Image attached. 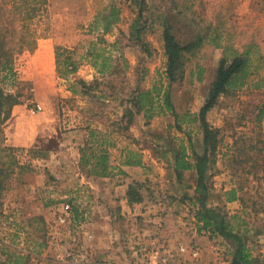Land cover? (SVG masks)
Segmentation results:
<instances>
[{"label": "rangeland", "instance_id": "obj_1", "mask_svg": "<svg viewBox=\"0 0 264 264\" xmlns=\"http://www.w3.org/2000/svg\"><path fill=\"white\" fill-rule=\"evenodd\" d=\"M138 9L136 0H47L36 42L13 46L16 80L0 81L19 101L0 124V264H154L151 252L189 243L202 257L198 235L205 255L227 262L229 241L198 230L194 172L176 175L173 163L179 146L201 152L198 111L219 60L245 50L248 76L206 115L217 131L207 205L242 217L238 231L264 264V0H146L148 51L131 33ZM164 22L180 43L202 39L176 82L165 73ZM35 103L43 110L32 115ZM129 159L140 161L127 185L139 201L123 209L115 187ZM231 189L238 200H226Z\"/></svg>", "mask_w": 264, "mask_h": 264}, {"label": "trees", "instance_id": "obj_2", "mask_svg": "<svg viewBox=\"0 0 264 264\" xmlns=\"http://www.w3.org/2000/svg\"><path fill=\"white\" fill-rule=\"evenodd\" d=\"M136 1L139 9L137 17L131 25V33L137 43L148 51L147 43L141 38V32L145 28L142 14L146 0ZM46 3L47 0H0V81L3 85L6 83L14 84L16 74L12 63L13 46L16 44L18 48H21L25 43L33 45L36 42L37 23L35 22L44 15ZM16 33L19 37L15 41ZM29 37L30 39H27ZM162 40L166 56V76L170 82L181 80L184 74L185 56L192 54L199 48L202 39L197 36L190 42L180 43L173 35L171 25L164 22ZM249 64L250 54L248 50L234 55L229 60L225 57L219 60L214 79L209 84L205 100L198 111V118L202 127V150L201 152L193 151L190 157L185 148L179 146L173 163V171L176 175L184 171L194 172L193 189L194 198L198 203L195 213L196 223L199 225L198 230H207L210 234L215 233L229 241L231 247L230 264H259V262L248 248L244 233L238 231V223L242 221V217L237 213L227 215L207 205L210 188L206 181V172L210 163V154L214 153L217 146V131L209 125L206 115L216 104L218 97L230 90L234 79H244L248 76ZM145 95H148V91L138 93L137 99L133 102V106L137 110H141L145 106L142 101V97ZM18 102L17 94L5 91L4 87L0 85V124L7 119L11 108ZM261 111L262 107H259L257 114H260ZM139 163V160L129 159L126 161V164L131 165H139ZM104 170L105 166L103 167ZM3 172L4 169L0 168V174ZM104 172L102 175L105 174ZM132 189V185H129L127 190L128 201H139L132 195ZM238 199L234 189L227 192V201Z\"/></svg>", "mask_w": 264, "mask_h": 264}, {"label": "built area", "instance_id": "obj_3", "mask_svg": "<svg viewBox=\"0 0 264 264\" xmlns=\"http://www.w3.org/2000/svg\"><path fill=\"white\" fill-rule=\"evenodd\" d=\"M43 110L40 103H35L30 113L36 115ZM68 208V204H65ZM150 259L154 264H196L201 259V250L194 243L179 244L174 252H161L154 251L150 253Z\"/></svg>", "mask_w": 264, "mask_h": 264}, {"label": "crops", "instance_id": "obj_4", "mask_svg": "<svg viewBox=\"0 0 264 264\" xmlns=\"http://www.w3.org/2000/svg\"><path fill=\"white\" fill-rule=\"evenodd\" d=\"M120 168L118 171L119 176L123 177V179H121V184H119L117 187H115V190H117V194L115 193V202L122 206V208L124 209L125 206L128 207V199H127V185L128 183H130L132 180H139L140 175H137L140 171V167L137 165H131V164H126L124 162V160L121 161V163L119 164ZM192 172V171H191ZM194 187V186H193ZM220 238V236H218ZM196 242L201 243L204 245V249L206 252L209 253V249L207 250L205 247V244L207 245V247H210L208 245V242L205 241V238L201 235L197 236V240ZM204 251V252H205ZM204 252L202 251V257L199 260L198 263L196 264H230V256H228V260L225 263H220V262H216V258L218 257H214L216 255V253H214L212 255V259L210 258V255H205Z\"/></svg>", "mask_w": 264, "mask_h": 264}]
</instances>
